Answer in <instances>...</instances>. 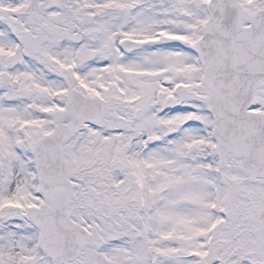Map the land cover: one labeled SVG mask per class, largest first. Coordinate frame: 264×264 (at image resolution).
<instances>
[{
	"label": "snow or ice",
	"instance_id": "1",
	"mask_svg": "<svg viewBox=\"0 0 264 264\" xmlns=\"http://www.w3.org/2000/svg\"><path fill=\"white\" fill-rule=\"evenodd\" d=\"M0 264H264V0H0Z\"/></svg>",
	"mask_w": 264,
	"mask_h": 264
}]
</instances>
